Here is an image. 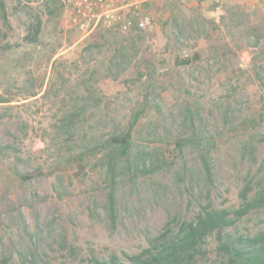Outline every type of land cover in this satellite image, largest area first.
Returning <instances> with one entry per match:
<instances>
[{
    "label": "rangeland",
    "instance_id": "1",
    "mask_svg": "<svg viewBox=\"0 0 264 264\" xmlns=\"http://www.w3.org/2000/svg\"><path fill=\"white\" fill-rule=\"evenodd\" d=\"M0 1V264L133 255L201 206L264 196V0H155L149 28L89 35L64 28L61 0ZM139 111L133 136L158 160L119 179L112 223L101 143ZM179 140L211 143L210 180ZM235 227L264 232V204ZM216 246L209 237L198 264H217Z\"/></svg>",
    "mask_w": 264,
    "mask_h": 264
},
{
    "label": "trees",
    "instance_id": "2",
    "mask_svg": "<svg viewBox=\"0 0 264 264\" xmlns=\"http://www.w3.org/2000/svg\"><path fill=\"white\" fill-rule=\"evenodd\" d=\"M2 6L3 3L0 1V8ZM39 32L40 23L36 21L30 25L28 37L30 43L37 41ZM192 59H185L183 64L191 63ZM141 114V111L133 113L125 128L110 135L101 143L103 182L107 190L105 209L112 223L116 220V187L119 179L127 177L135 180L140 175H146L152 171V167L147 168V164L152 163L153 159L158 160L156 154L149 151V147L143 142L146 138L142 132L137 133L138 138L133 136ZM176 146L179 149L186 146L196 148L201 172L207 181L210 180L211 143L179 140ZM75 162L79 166V160ZM13 172L21 181L42 176L38 170L21 173L13 169ZM243 195L245 196V193ZM263 204L264 196L247 201L235 211L218 210L210 205L201 206L191 220L179 223L174 229L166 225L163 232L148 238L147 246L138 253L133 255L124 252L120 255L112 253L106 259H93L91 264H198L199 260L206 258L207 251L204 247L209 237H215L217 242L216 252L219 257L217 264H264V232L243 236L237 233L235 227L238 219ZM30 243L36 247L40 241ZM20 258L25 259V256L20 254Z\"/></svg>",
    "mask_w": 264,
    "mask_h": 264
},
{
    "label": "built area",
    "instance_id": "3",
    "mask_svg": "<svg viewBox=\"0 0 264 264\" xmlns=\"http://www.w3.org/2000/svg\"><path fill=\"white\" fill-rule=\"evenodd\" d=\"M63 26L82 35L105 29L120 32L143 31L152 25L144 6L155 0H61Z\"/></svg>",
    "mask_w": 264,
    "mask_h": 264
}]
</instances>
